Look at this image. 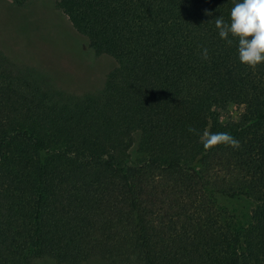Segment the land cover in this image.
Here are the masks:
<instances>
[{
    "label": "trees",
    "instance_id": "1",
    "mask_svg": "<svg viewBox=\"0 0 264 264\" xmlns=\"http://www.w3.org/2000/svg\"><path fill=\"white\" fill-rule=\"evenodd\" d=\"M53 2L82 71L0 46V264H264V63L218 36L234 0Z\"/></svg>",
    "mask_w": 264,
    "mask_h": 264
},
{
    "label": "rangeland",
    "instance_id": "2",
    "mask_svg": "<svg viewBox=\"0 0 264 264\" xmlns=\"http://www.w3.org/2000/svg\"><path fill=\"white\" fill-rule=\"evenodd\" d=\"M53 1L49 0L47 3L50 10L44 12L43 9H39V12L33 16L27 15L26 11L19 8L13 9L10 16L7 15L8 11L0 12V46L9 57L21 61L30 58L29 50L36 45L37 41L46 43L54 54L56 52L64 54L58 58V62H55V68H53L55 76L69 79L70 71H82L80 64L72 59L73 55L82 57L84 53L79 45L73 42L74 39L71 35L73 31L68 18L55 9ZM95 60L103 67L114 65L113 60L107 56L96 57ZM83 66L85 70H88L87 65ZM74 68L75 70H73ZM230 117H237V114L233 113L228 116V118ZM232 204L247 212L251 208V205L242 199L232 201ZM90 264L106 263L94 260Z\"/></svg>",
    "mask_w": 264,
    "mask_h": 264
},
{
    "label": "clouds",
    "instance_id": "3",
    "mask_svg": "<svg viewBox=\"0 0 264 264\" xmlns=\"http://www.w3.org/2000/svg\"><path fill=\"white\" fill-rule=\"evenodd\" d=\"M218 36L229 45L238 39L240 63L256 67L264 63V0H234L230 20L223 16L215 19ZM208 49L203 48L202 58L208 59ZM231 139L227 133H213L205 141V147ZM233 144L236 141H232Z\"/></svg>",
    "mask_w": 264,
    "mask_h": 264
}]
</instances>
